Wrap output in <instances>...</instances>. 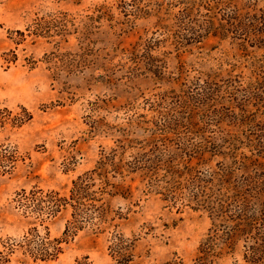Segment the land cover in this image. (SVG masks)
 <instances>
[{
	"label": "rangeland",
	"instance_id": "374dc122",
	"mask_svg": "<svg viewBox=\"0 0 264 264\" xmlns=\"http://www.w3.org/2000/svg\"><path fill=\"white\" fill-rule=\"evenodd\" d=\"M210 1L0 0V256L6 264H120L110 250L114 231L132 248L128 264H264V139L258 137L264 104L245 103L241 112L230 94L253 81L264 48L211 34L179 49L186 32L176 18L197 2L191 19L207 23L213 16L201 5ZM231 1L243 14L264 10V0ZM42 21L50 37L34 35ZM164 26L172 27L170 38ZM152 66L162 75L151 73ZM212 81L220 93L210 92ZM198 88L207 100L194 98ZM177 97L199 106L183 127L168 131L160 113ZM248 114L257 116L244 121ZM113 150L123 163L159 164L156 174L125 171L112 179L132 188V198L111 200L127 219H115L117 228L103 234L87 227L61 245L54 261L34 260L18 246L11 253L9 246L22 244L34 228L64 239L71 219L66 210L41 224L24 214L19 194L42 189L68 197L73 181ZM238 202L247 225L237 219ZM204 246L212 252L201 253Z\"/></svg>",
	"mask_w": 264,
	"mask_h": 264
},
{
	"label": "trees",
	"instance_id": "16d2710c",
	"mask_svg": "<svg viewBox=\"0 0 264 264\" xmlns=\"http://www.w3.org/2000/svg\"><path fill=\"white\" fill-rule=\"evenodd\" d=\"M203 1V0H199ZM227 5L223 6V0H212L210 3L203 2L205 5H201L212 14V19L208 20L207 23L198 24L192 21L191 17L194 12L199 10L197 2H192L181 15L176 18V27L186 32L182 36V40L176 42V46L180 49L185 46V43H198L201 42L205 36L213 35L214 37H220L222 39L230 36L235 41H243L250 44L251 47L264 48V10L262 15L241 13L231 0H225ZM224 7V8H223ZM201 8V7H200ZM220 16L221 18H218ZM101 19V16L97 17ZM211 18V17H210ZM218 20L216 24L215 21ZM190 22V23H189ZM47 21H42V24L37 26L35 36L42 37L47 36L44 33L45 27L49 28ZM168 33V37L174 34L172 27H163ZM50 37V36H47ZM157 40L151 41L149 44V51L154 50V46L157 44ZM255 42V43H254ZM243 46V45H242ZM158 66H152L149 70L155 76H161L163 71ZM253 81L246 88L238 85V88H234L235 93L230 92L231 99L237 104V107L241 112H247L244 109L245 103L255 101L257 103L264 104V59L257 60L253 63ZM239 84V81L227 82L228 87H235L234 84ZM210 92L216 94L220 91L217 89L216 83L208 84ZM199 89V88H198ZM198 94L194 98L203 99L207 97L201 89L198 90ZM244 92L242 100H238L237 94ZM228 94V92H226ZM180 97L176 98V102L167 110L165 114L160 113L162 127L165 126L168 131L169 129L175 131L176 128H181L186 124V115H191L193 107H198L199 104H192L193 100H179ZM257 115L248 114L242 116L244 121H253ZM173 126V128L171 127ZM259 124L257 125V127ZM260 132L264 133V125L260 126ZM261 139H264V135H259ZM262 142V141H259ZM264 142V140H263ZM119 159V153L116 150L110 153H104L101 160L98 162L97 167L91 171L84 173L79 176L72 183V189L68 197H64L60 192L49 191L45 192L42 189H34L30 192L23 190L19 194L18 205L23 210L27 217H33L41 222L45 223L49 219L57 217L63 211L71 210V219L66 225L64 232V239H54L46 235L42 236L36 228L35 233L30 234L26 237L22 244H11L9 250L13 253V250L18 246L23 250L25 255L32 257L34 260L41 261H54L59 258L62 254L61 245L64 242H68L74 239L79 232L83 231L87 227L92 228L95 234H103L109 228H117L114 225L115 219H127L123 217L120 211L115 212L111 206V200L120 197L122 199L132 198V188L126 187L123 184H116L112 182L115 179V175L123 177L125 171L133 174L140 171L147 173H158L157 170L159 164L151 162L148 166V162H134L131 164L123 163V160ZM159 163V162H158ZM127 168V169H125ZM177 174V173H176ZM173 179V178H172ZM164 189V188H163ZM236 202V201H235ZM234 202V203H235ZM238 204V205H237ZM235 204L236 210L242 215H238L237 219L242 224H246L248 221L245 214H243L244 206L239 202ZM221 209H223L221 207ZM217 212L216 210H214ZM113 214V217H112ZM241 216V217H240ZM255 221V218L252 219ZM247 225V224H246ZM113 234V233H112ZM112 244L110 246L111 253L120 264H128L133 261L132 249L127 245L124 237L114 231L112 235ZM212 252L210 246H204L201 248V253L210 254ZM253 252L254 249H253ZM256 254V253H254ZM9 260L4 256H0V264H6ZM77 264H89L78 261Z\"/></svg>",
	"mask_w": 264,
	"mask_h": 264
}]
</instances>
